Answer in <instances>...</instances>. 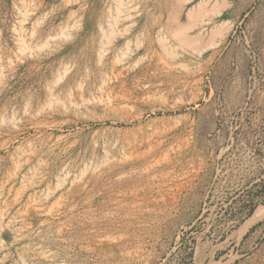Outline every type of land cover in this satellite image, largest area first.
I'll return each mask as SVG.
<instances>
[{
  "label": "rangeland",
  "instance_id": "1",
  "mask_svg": "<svg viewBox=\"0 0 264 264\" xmlns=\"http://www.w3.org/2000/svg\"><path fill=\"white\" fill-rule=\"evenodd\" d=\"M0 264H264V0H0Z\"/></svg>",
  "mask_w": 264,
  "mask_h": 264
}]
</instances>
